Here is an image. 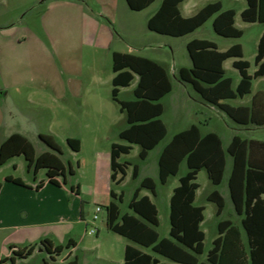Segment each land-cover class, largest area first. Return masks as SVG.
I'll return each mask as SVG.
<instances>
[{
	"label": "rangeland",
	"instance_id": "374dc122",
	"mask_svg": "<svg viewBox=\"0 0 264 264\" xmlns=\"http://www.w3.org/2000/svg\"><path fill=\"white\" fill-rule=\"evenodd\" d=\"M161 1L156 0L145 10L133 11L128 8L126 0H0V88L13 86L10 80L15 78L14 82L19 85V91H14V96L10 94L14 106V128L26 132L35 148L36 156L43 152L53 153L38 135L47 134L54 137L61 148L58 157L66 170V184H63V176L59 177L60 183L68 190L71 185L80 189V194L76 197V210L73 214H68V217L73 216V219L74 216L82 218L72 231L77 246L73 249L71 258L76 257L78 264H123L126 245L153 254L150 249L132 243L108 230L106 226V206L113 200L110 191L123 194L122 201H116L119 216L131 213L128 203L134 190L145 177L152 178L156 184L155 196L149 190H142V194L151 197L157 207L159 224L156 231L160 238H169V198L173 188L179 185V178L187 172V166L183 161L178 174L170 177L163 185L158 179L157 160L161 150L178 131L190 124L209 122V125H202V128L215 131L224 145L232 135L264 140V129L246 130L223 112L201 106L199 95L189 84H181L177 77L179 68L191 67L186 45L192 39L212 41L220 51L239 44L243 51L241 60L250 64L248 72L253 75L256 69L254 58L257 43L263 26L241 19L240 13L247 6L246 0H185L179 6L181 14L189 17L208 3L220 2L222 10L235 11V27L242 31L239 38L217 35L212 28L214 17L208 19L192 34L182 37L152 32L147 28L146 20ZM114 52L159 62L168 70L173 87L172 91L160 100L163 105L160 119L166 126V136L148 152L144 160L138 157V145H132L130 153L120 157V162L128 164L126 176L119 185L111 181L108 163L100 169L97 168L98 158L95 156V151L108 154L112 143L127 144L118 136V132L127 127L125 114L120 112V106L111 94ZM234 60L238 59H228L224 63V69L225 76L231 78L235 85L240 76L232 66ZM137 79L135 76L129 87L120 90L117 95L119 101L134 99L133 89ZM257 90L264 91V78L253 81L252 93L246 95L243 100L237 99L227 103L233 106L247 104ZM69 91L90 93L97 104L103 106L100 113L91 112L92 121L86 119L88 113L83 114V120H87L91 128L79 126L81 113L76 111L74 106L72 111L60 110L62 98L59 99V92L67 94ZM9 92L11 93V90ZM71 103L74 101L71 100ZM5 106V103L0 101L1 116ZM110 120H113L112 125H108ZM0 130L2 138L8 130L2 120ZM77 135L81 136L83 146L81 152L74 154L66 140L68 136ZM12 163L16 164V171ZM134 165L139 169L135 179L132 178ZM69 167L73 170L72 175L68 171ZM5 174L20 176L29 181L34 177L33 169L27 170V162L22 155L14 157L6 166H0V180ZM37 179H46L45 169L38 171ZM196 183L199 188L194 204L205 208L201 224L205 235L204 249L199 260L210 264L206 262V257L217 236V223L220 219L234 221L235 214L225 181L219 186H214L205 170H201L197 174ZM213 190H217L225 201L221 217L215 214L216 205L207 201L208 194ZM73 199L74 196L68 198V208ZM96 207H100L101 211L94 220ZM237 225L239 226L238 220ZM55 227L46 229L53 231ZM91 230H95V233H91ZM20 231L18 228L14 235ZM62 242V246H65L66 241ZM61 255L55 258L57 262H52L38 243L33 254L23 264H44V261L58 264L62 263ZM11 257L12 253L5 259L4 264H12ZM18 261L21 260L15 258V264Z\"/></svg>",
	"mask_w": 264,
	"mask_h": 264
},
{
	"label": "trees",
	"instance_id": "16d2710c",
	"mask_svg": "<svg viewBox=\"0 0 264 264\" xmlns=\"http://www.w3.org/2000/svg\"><path fill=\"white\" fill-rule=\"evenodd\" d=\"M155 0H126L130 10L142 11ZM184 0H162L158 10L148 19L147 28L160 35L182 37L200 28L208 19L213 18L214 32L224 38H239L242 31L235 27V11L222 10L220 2L208 3L191 17H183L179 5ZM246 8L240 16L244 22L260 23L264 28V0H246ZM191 61V67H181L178 79L189 84L204 102L216 106L228 118L239 125L254 124L264 126V104L257 96L250 107H232L220 103L221 100L234 99L249 94L252 79L264 76V30L259 39L254 58L256 71L248 73L250 64L241 60L242 48L233 45L226 51H218L217 46L210 41L193 39L186 45ZM229 58H238L232 66L239 75L240 81L235 89L232 79L225 76L223 62ZM112 98L120 106V112L125 114L127 127L119 133V138L126 145L113 143L110 149L111 181L116 185L123 182L126 176L127 162H120L122 155H127L132 145H138V157L144 160L148 152L153 150L166 136L167 129L160 119L163 105L160 100L172 90V84L167 69L160 63L148 58L128 53H113ZM134 74L138 82L133 89L134 99L119 101V88L130 86ZM52 151L36 156V151L25 136L14 133L0 145V166L16 156H23L27 162V170L33 169L34 176L40 169L46 170L49 183L58 185L57 177L65 178V166L58 157L61 148L51 135L39 134ZM69 148L78 152L80 141L74 138L66 140ZM226 153L232 158V170L228 179L230 198L234 211L241 216L240 226L245 233L242 240L240 230L230 221L217 224L218 236L213 240L206 262L210 264H264V142L248 141L238 136L231 140ZM225 151L220 137L209 132L202 135L196 125L176 133L165 145L158 158V179L166 184L170 177L178 174L180 164L185 161L187 172L179 178V185L174 188L169 206V238H159L156 227L159 224L158 210L148 196H140L142 189L149 190L155 196L156 184L150 177H145L134 190L128 203L131 213L119 216L116 201L121 202L123 194L110 191L113 199L106 206L107 229L127 238L132 243L148 248L153 254L131 245L124 249L123 264H206L199 260L204 249V233L200 228L203 221L202 206H195V192L199 185L196 177L200 170H205L209 181L218 186L225 171ZM261 156L258 158L257 155ZM254 155V160H253ZM69 173L73 170L69 167ZM138 166L134 165L132 178L138 176ZM6 181L23 185L19 178L7 176ZM37 184L36 188L41 186ZM207 200L216 205V214L224 208V199L218 191H213ZM120 218V219H119ZM119 219V221H118ZM52 262L65 249L72 245H54L47 239L40 242ZM34 248L14 249L10 261L15 264V258H28ZM157 256L167 260L162 262ZM3 259L0 264H4ZM44 264H54L44 261ZM61 264H78L77 258H66Z\"/></svg>",
	"mask_w": 264,
	"mask_h": 264
},
{
	"label": "crops",
	"instance_id": "0c3cea01",
	"mask_svg": "<svg viewBox=\"0 0 264 264\" xmlns=\"http://www.w3.org/2000/svg\"><path fill=\"white\" fill-rule=\"evenodd\" d=\"M152 4H150L147 8H149ZM159 6L153 12H151L149 14V16L147 17L146 23H147L148 19L158 10ZM147 8H145V9H147ZM180 13H181V11H180ZM235 15H236V13H235ZM183 17H185V16H183ZM189 17H191V16H189ZM234 19H235V17H234ZM212 22H213V20H212ZM234 25H235V20H234ZM263 30H264V28H263ZM192 33H190V34H192ZM187 35H189V34H187ZM200 40H203V39H200ZM210 42H212V41H210ZM258 42H259V40H258ZM257 46H258V43H257ZM217 49H218V46H217ZM226 50H224V51H226ZM218 51H220V50L218 49ZM256 52H257V50H256ZM242 55H243V51H242ZM229 59H232V58H229ZM233 59H238V58H233ZM227 60H225L223 62V68H224V63ZM234 61H236V60H234ZM233 62H232V64H233ZM255 68H256V66H255ZM256 69H255V71H256ZM177 74H178V71H177ZM114 76H115V74H114ZM135 76L136 75L134 74V78H133L132 82L134 81ZM113 77H112V79H113ZM137 78H138V76H137ZM259 78H264V76L253 78L252 84H253L254 80H257ZM10 81L13 83V86L8 85L5 88H0V101L4 102L6 105L5 108H3L4 114H2V116L0 115V121L2 120L3 124L6 125V127L8 128L7 132L5 133V136H3L2 138L0 137V145L5 139H7L10 135H12L14 133H19V134L25 136L29 140L26 132H24L23 130H20L19 128L18 129L14 128V106L12 105V99L10 97L11 96L10 94H12L14 96V91L15 92L19 91V85H17L14 82L15 78H14V80L11 79ZM239 81H240V79H239ZM239 81L236 82L235 85L233 84V81H232V88L233 89H235L237 87ZM137 82H138V79H137ZM181 84H184V83L181 82ZM121 89H123V87L119 88V92ZM9 90H11V93L9 92ZM251 93H252V86H251L250 93L246 94V95H250ZM246 95H244L243 97H237L234 99L221 100L220 103L228 104L227 101H235L237 99L243 100V98ZM59 96H60V98H59L60 100L62 98V103H60V105H59V108L61 111H64V112L65 111H72V109H73L72 106H74V109L76 111H78L79 113H81L82 117L80 116V123H79V126H81V127L83 126L85 128H91L90 123L87 122V120L92 121V119H93L91 112L94 111L97 114V113H100V110L103 108V106L97 104L96 99L90 93L80 94V93H77L76 91H74V92L69 91V93H67V94L64 92H62V93L59 92ZM255 96H257L259 98L260 102L262 104H264V91L263 90H257L255 93L252 94L251 99L247 104H239L237 106H233L230 104H228V105H230L232 107H238V106L250 107ZM71 100H72V102L74 101L73 104L71 103ZM199 104L201 106L209 109V110L222 112L216 106L208 104V103L204 102L202 99L199 100ZM84 113L85 114L88 113L87 118H86L87 120H85V119L83 120V114ZM112 124H113V120H110L108 125H112ZM207 124L209 125V122H207L206 124L201 123L200 125L190 124L188 127H190L191 125L198 126L202 135L207 134L209 132H213V133L217 134L213 130H204L202 128V125H207ZM237 125H239V124H237ZM239 126L244 127L246 130H254V129H261V128L264 129V126H256L254 124L239 125ZM122 130H120L118 132V136ZM183 130H180V131H183ZM180 131H178V132H180ZM0 136H1V130H0ZM234 136H237V135H232L231 138L228 140L227 144H225V145L223 144V142L221 140L222 148L225 151V153H226V150H227V148H228V146H229V144H230V142ZM68 138H74V139H78L80 141V150L78 152H74V151H72V152L74 154L81 152V149L83 146L81 136H79V135L68 136L67 139ZM242 139H246L248 141L264 142V140L253 139V138H242ZM94 141H95V138H94ZM95 156H96V158H98L97 159V168L98 169H100V167L102 165H104L105 163H108V166H109L108 175L110 176L111 175L110 151L108 154L95 151ZM260 156H261V154L257 155L258 158ZM104 158H105V161L103 160ZM261 158H262V160L264 159V157H261ZM13 160H14V157L11 158L10 160H8L2 166H6L7 164L11 163ZM225 160H226L225 171H224V175H223L221 183L223 181H225L227 183L228 196H229V199L231 201L229 188H228V179H229V176H230V173L232 170V158L226 153L225 154ZM253 160H254V155H253ZM157 163H158V160H157ZM12 165H13V167H15L14 170L16 171V169H17L16 164L12 163ZM7 176L12 177V178H19L23 182V185H18V184L12 183L10 181H6L5 178ZM196 179H197V177H196ZM56 180L58 182V185H54V184L49 183L47 180V177H46V179H37V174L33 177V179L31 181L25 180V179L21 178L20 176H15L13 174H5L1 178V180H0V260L1 259L5 260L6 258L10 257V253H12V250H14V249H23V248L33 247L34 248L33 252H34L35 246L38 245V243H40L44 239L49 240L54 245H62V243H63L62 241H66V244L68 242H71L72 246L69 249H65L61 255L62 256V263L65 261L66 258H68V259L71 258L72 251L77 246V243L74 241V239L72 237V231L74 230L76 224L78 222L82 221V218L80 217V219H79L78 217L74 216V219H73V216L68 217V214H70L71 212L73 214V212L76 210V207H77V204H76L77 198L76 197L79 196L80 189L75 188L73 185H71L70 189L68 190L64 185H61L59 177H57ZM40 182H42L41 186L39 188H36L37 184ZM63 184H66V178H63ZM174 188H173V190H174ZM142 190H144V189H142ZM142 190L140 191V196H148L146 194H142ZM173 190H172V193H173ZM213 191H217V190H213ZM213 191H211L208 194V196ZM172 193H171V195H172ZM155 195H156V192H155ZM171 195H170V198H171ZM72 196H74V199L71 201L70 206L68 208L67 207L68 198L72 197ZM195 197H196V192H195ZM149 198L151 199V197H149ZM170 198H169V206H170ZM151 201H152V199H151ZM194 201H195V199H194ZM208 202H210V201H208ZM211 203H213V202H211ZM231 204H232V201H231ZM195 206H197V205H195ZM202 207L204 208V206H202ZM224 207H225V201H224ZM232 207L234 210L233 204H232ZM223 210H224V208H223ZM203 213H204V210H203ZM222 213H223V211L221 212V214L217 215L215 212L217 217H221ZM234 214H235L234 215L235 216L234 221H231L228 219H220L218 221V223L222 222V221H230L233 225L237 226L239 228V230L242 229V228H240L241 227L240 222L242 219L241 216H238L235 213V211H234ZM203 220H204V214H203ZM237 220L239 221V226L237 225ZM202 222H201V224H202ZM201 224H200V228H201ZM50 226H56V227H55V229L53 228V231L47 230L46 228L50 227ZM18 228L21 230L20 233L17 235H14V233L17 232ZM240 233H241L242 240H245L244 231L240 230ZM217 236H218V232H217ZM204 239H205V235H204ZM136 248H138V247H136ZM33 252H32V254H33ZM26 259L18 261L16 264H19V263L23 264ZM160 260L162 262H167L166 259L165 260L160 259ZM58 264H61V263H58Z\"/></svg>",
	"mask_w": 264,
	"mask_h": 264
},
{
	"label": "built area",
	"instance_id": "2783aa9c",
	"mask_svg": "<svg viewBox=\"0 0 264 264\" xmlns=\"http://www.w3.org/2000/svg\"><path fill=\"white\" fill-rule=\"evenodd\" d=\"M100 211H101V208L100 207H96L95 214H94V217H93L94 220L97 219V213H99ZM90 232L91 233H95V230H91Z\"/></svg>",
	"mask_w": 264,
	"mask_h": 264
}]
</instances>
